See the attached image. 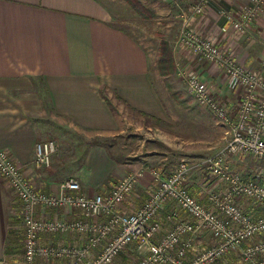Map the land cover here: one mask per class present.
Wrapping results in <instances>:
<instances>
[{
	"label": "crops",
	"instance_id": "1",
	"mask_svg": "<svg viewBox=\"0 0 264 264\" xmlns=\"http://www.w3.org/2000/svg\"><path fill=\"white\" fill-rule=\"evenodd\" d=\"M195 1L171 0L178 26L180 11ZM249 5L250 0H216L192 19L191 26L264 75V11L244 35L220 33L228 27L221 12L237 16ZM124 6L129 8L123 0H0V150L10 153L38 193L58 196L67 179L76 180L80 194L87 197L109 194L114 183L134 173L153 181L144 160L130 156L128 146L136 136L143 137L146 121L169 120L168 88L157 67L162 39L151 51L144 19L124 15ZM168 42L176 72L199 70L212 92L235 110L237 88L214 68L198 66L188 56L185 60L178 36ZM54 136L83 146L84 154L53 155L51 169L40 171L34 164L35 144ZM228 160L240 173L264 178V169L252 168L255 162L264 163L248 156ZM190 182V194L197 195L190 190L195 182ZM203 193H198L201 201L207 196ZM21 212L22 203L0 174V264L12 263L14 221ZM80 216L66 207L38 206L34 214L37 220L61 222L80 221ZM40 236L41 247L63 244ZM38 263L55 261L41 257Z\"/></svg>",
	"mask_w": 264,
	"mask_h": 264
},
{
	"label": "built area",
	"instance_id": "2",
	"mask_svg": "<svg viewBox=\"0 0 264 264\" xmlns=\"http://www.w3.org/2000/svg\"><path fill=\"white\" fill-rule=\"evenodd\" d=\"M215 1L196 0L194 4L180 11L178 42L198 66L214 68L239 91L237 106L232 110L212 92L209 81L201 77L199 70L192 69L186 74L189 95L229 132V140L223 150L198 164L204 166L211 177L228 185L227 193L221 200L216 197L211 198L219 213L208 211L189 193L187 180L192 167L185 162L180 163L169 175H165L160 169L151 170L153 191L139 209L130 214H122L117 212V208L132 192L141 173L130 174L125 179L117 181L106 196L87 197L80 194V184L74 179H67L60 184L58 196H48L35 191L10 153L0 150V174L22 203L25 264H34L38 256L62 258L66 260V264H79L81 256L85 255L86 252L81 253L65 246H39V236L44 233L92 232L93 236L90 239L92 247L97 241L109 237L105 247L91 264H111L125 247L133 243L148 246V255L139 264L166 262L179 264L176 261L181 262L186 250L191 248V241L188 238L184 244L178 246L179 239L194 234L198 228L209 226L214 237L220 240L218 248L198 253L191 263L206 264L228 248L264 232V218L253 220L235 203L236 196L264 200V185L253 180H244L241 174H233L227 163L230 156H248L264 163V75L239 63L231 52L217 46L191 26L192 19L204 14L207 6ZM262 11H264V0H250V5L237 16L221 12L228 27L220 28V33L226 34L232 31L235 35H244ZM56 151L57 145L53 140L37 142L34 147L36 168L49 169ZM169 200H174L191 216L195 220V225L177 224L159 243L152 244L151 240L160 228V224L154 219ZM38 206L68 207L81 212L85 218H95L105 214L108 218L103 226L98 227L88 226L80 221L37 220L34 214ZM173 247H176V255L175 258L169 259L165 252ZM257 253H264V242H260L249 252L250 255ZM252 264H264V261L252 262Z\"/></svg>",
	"mask_w": 264,
	"mask_h": 264
},
{
	"label": "rangeland",
	"instance_id": "3",
	"mask_svg": "<svg viewBox=\"0 0 264 264\" xmlns=\"http://www.w3.org/2000/svg\"><path fill=\"white\" fill-rule=\"evenodd\" d=\"M138 1L152 10L155 14V17L151 20L144 19L145 32L149 35L148 45L150 46V50L152 51L156 48L160 39L166 41L173 39V41H175L176 36H178L179 26L175 10L170 9L171 5L169 4H171V0ZM148 4L152 6V8L148 7ZM153 7L157 9H155L157 12L160 11L161 15L156 14ZM123 10L124 15L135 17L134 13L128 7L126 8L124 6ZM164 10L170 13L164 14ZM185 53L187 54L185 57L186 60L187 56L189 58L190 55L186 51ZM191 63H193V61H191ZM193 67L198 68L195 63ZM186 77L185 72L177 71L175 74L165 78L164 82L166 84L165 86L168 88L167 91L169 94V99L166 104L169 120L167 123L146 121V127L142 131L143 137L136 136L135 139L132 140L131 145L128 146L131 150L128 154L130 156H136L137 159L141 158L144 160V166L149 169L148 171L150 174L151 170L162 168V172L165 175H169L180 163L185 162L189 164L192 169L189 173L190 179L188 178L187 185L191 184V180L194 181V187H190V190H192V192H195V190L198 191L197 195L194 194L193 197L199 202L201 201L200 194L203 195V192L206 191L207 196L204 198L206 203L205 200H202L201 202L204 204L202 205L210 212L219 213L211 198L216 197L221 200L227 193L228 185L224 181L211 177L204 166L198 164L223 150L229 140V132L227 128L219 124L205 108L199 106L193 97L189 95L187 92ZM44 140H53L56 143L57 151L54 155L57 157L66 155L82 158L84 154L83 146L77 147L68 144L65 141L58 140L55 136ZM227 163L233 174H241L244 180H253L256 183L264 185V178L253 177L252 174L247 172L244 174L240 173V171L230 165V160H228ZM262 166L264 165L255 162L252 168L260 171L264 169ZM51 167L49 169H51ZM49 169L39 170L47 171ZM142 176L143 175L137 179L132 192L125 198L121 206H118L117 212L130 214L136 211L143 205L145 199L153 191V181L151 182L148 175L147 178L144 177L143 179ZM197 183H199L198 186L195 185ZM196 186L198 188H195ZM200 187L203 188L202 191L199 190ZM235 203L242 212L245 211L244 213L252 217L253 220L260 217L264 218V200L246 196H236ZM247 206L253 211L249 212ZM119 209L121 211H119ZM19 217V219L14 221L16 231L13 234L16 240V247L14 249V254H12L11 264H25L23 248L24 232L21 216ZM80 218L82 224L98 227L99 225L103 226L107 222L108 215L105 214L95 218L80 216ZM154 221L160 224V228L158 233L153 236L151 240L152 244L159 243V241L165 237L169 231L173 230L177 224L188 223L195 225V220L183 211L174 200H169L163 205ZM41 236L43 238L46 237V239L57 238L63 241L62 246L74 248L81 253L86 252L84 256H81L79 264H91V262L99 256L106 245V241L109 239L108 237L104 240H99L96 242L95 246L92 247L90 245V239L93 236L92 232L83 231L70 234L44 233ZM187 238L191 241V248L186 250L185 256L181 262L176 261L179 264H191L198 253L212 248L217 249L220 243V240L214 237L212 229L209 226L198 228L196 232L190 236L181 237L178 246L184 244ZM260 242H264V232H260L252 238L228 248L225 252L218 254L206 264H252V262L264 261V253L249 254ZM51 247L57 246L51 245ZM175 252L176 247L168 249L165 252L166 257L169 259L175 258ZM147 255V245L133 243L125 247V249L114 258L111 264H139ZM37 258L41 257L38 256ZM53 260L55 264L56 262L57 264H66V260L62 258H53ZM34 264H36V261ZM163 264H170V262Z\"/></svg>",
	"mask_w": 264,
	"mask_h": 264
},
{
	"label": "trees",
	"instance_id": "4",
	"mask_svg": "<svg viewBox=\"0 0 264 264\" xmlns=\"http://www.w3.org/2000/svg\"><path fill=\"white\" fill-rule=\"evenodd\" d=\"M123 1L129 6V8L137 16L145 20H151L155 17L154 12L149 8L145 7L140 1L138 0H123ZM157 67L160 76L163 78L173 75L176 72L172 48L170 43L166 40H161L159 43V57H158Z\"/></svg>",
	"mask_w": 264,
	"mask_h": 264
}]
</instances>
